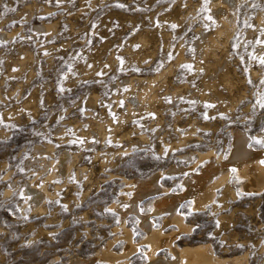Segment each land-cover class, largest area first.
Wrapping results in <instances>:
<instances>
[{
    "label": "rangeland",
    "instance_id": "1",
    "mask_svg": "<svg viewBox=\"0 0 264 264\" xmlns=\"http://www.w3.org/2000/svg\"><path fill=\"white\" fill-rule=\"evenodd\" d=\"M209 4L211 0H0V264H64L70 255L90 257L96 246L120 235L112 229L119 226L120 216L111 204L126 205L119 199L123 177L188 166L197 152L212 150L225 157L231 126L244 131L248 145L264 153V138L258 135L264 128V0H245L230 32L219 29ZM259 14L260 22H255ZM162 29L164 36L168 33L165 38ZM209 32L220 45L211 57L197 59L201 34ZM147 41L155 42V48ZM180 54L183 58L178 59ZM166 66L172 76L166 74L158 102L120 121L123 94L130 90L124 78L152 76ZM49 143L52 150H47ZM63 149L80 153L84 178L77 180L73 171L58 177L61 186L55 196L46 197L45 207L34 212L25 180L40 183L39 174L52 171L45 163ZM208 161L204 158L194 171ZM233 169L205 209L192 210L189 198L181 202L179 211L191 230L175 243H208L217 256L246 254L245 264H264V190L242 191L243 179ZM184 176L164 174L160 181L171 192L181 193ZM48 189L54 192L51 184ZM155 197L143 199L140 209L159 227L166 213H151ZM126 225L139 243L126 264H143L148 248L141 243L144 230L132 212ZM175 228L169 224L163 230ZM123 245L118 238L112 249L121 253ZM157 253L173 258L165 249Z\"/></svg>",
    "mask_w": 264,
    "mask_h": 264
},
{
    "label": "bare ground",
    "instance_id": "2",
    "mask_svg": "<svg viewBox=\"0 0 264 264\" xmlns=\"http://www.w3.org/2000/svg\"><path fill=\"white\" fill-rule=\"evenodd\" d=\"M244 1L245 0H211V4H209V5H210V7L212 9L213 16L220 23V27H221V28H219L220 30L225 31L226 29H229V32H230V28H232V26L235 25V23H236V20L238 18V14H239V10H240V6L242 5V3ZM29 12H31V11H29ZM257 12H258V10H257ZM181 15L179 16L180 18H181ZM185 15H186V13L184 14V17H185ZM168 16H169V13H168ZM158 17H160V16H158ZM149 18H151V17L149 16ZM161 18H160V20H161ZM260 18H261V14L258 15V17L255 20V22H258L260 20ZM171 20H172V18H171ZM173 21H175V18L173 19ZM176 21H177V19H176ZM261 21H263V20H261ZM177 22L180 23V21H177ZM218 27H219V25H218ZM155 29H157V27ZM197 29H198V27H197ZM152 30H154V28ZM152 30H150L148 32L151 33ZM159 31H160V29H159ZM154 32H153V34H154ZM161 32H162L161 34H163V32L165 33V31L163 29H162ZM215 33L216 32H214V34ZM249 33L252 34L250 32V29H249ZM1 34H2V36L3 35L6 36L5 32H2ZM140 34H143V33H140ZM167 34L168 33H166V35ZM209 34H210V32H209ZM209 34H206V33H202L201 34L202 37H203V43L201 45H199L198 50H196V51H198V54H197V57H196L197 59H201L202 57H207V56L208 57H211L212 50L215 47H217V46L220 45L219 42L216 39V36H212L211 34L210 35ZM153 36H152V38H153ZM155 36L157 37V35H155ZM163 36H164V34H163ZM165 36H164V38H165ZM149 37H151V36H149ZM161 37H162V35H161ZM227 40H228V38H227ZM155 42H154V45H152L151 42L149 43L147 41V43H149V44L152 45V49H153V46L155 48ZM220 42H222V40ZM164 43L166 44V42H163V46H164ZM167 44H169L168 41H167ZM156 46H158V45H156ZM262 48H264V47H262ZM144 49H145V47H144ZM149 49L151 50V48H148V50ZM225 49L226 48H224L223 51H225ZM22 50H23V48H22ZM218 50L220 51V49H218ZM151 51L153 52V50H151ZM164 51H165V48H164ZM179 51H181V49H179ZM183 51L184 50L182 49L181 52L184 53ZM140 52H139V54H140ZM152 55H153L152 57H154V54H152ZM221 55L222 54H220V56ZM162 56L163 55H161V57ZM133 57H135L134 54H133ZM136 58H138V57H136ZM181 58H183V55L182 54L179 55V58L178 59H181ZM218 59H219V57H218ZM26 60L28 61V59H26ZM17 61H18V59H17ZM151 61H152V58H151ZM172 61H174V60H172ZM201 61H203V60H201ZM24 64H25V61H24ZM26 64H27V62H26ZM192 64H193V62H192ZM225 64H224L223 67H225ZM172 66H174V65L172 64ZM166 67H168V66H166ZM221 67L222 66L220 65L219 68H221ZM19 68H21V67H19ZM171 69H172V67H171ZM202 69H204V66H203ZM232 69H234V68H232ZM207 70L209 72V69H207ZM20 71L22 72V70H20ZM170 71L171 70L168 67L164 71H161L160 73H156V74H154L152 76L150 75L148 77H143L142 78V77H138V76H134L133 75L131 77L129 76V77L124 78V81L126 83H128V85L130 86V88H129L130 90H128L129 92H127V93L124 92V94H123V97H124L125 102H124L123 108L121 107L122 110H121V108H119L121 110V114H120V119L119 120L121 121L124 118H127L129 115L138 112V110L140 111V108L141 107L148 108L149 107L148 105L155 103L157 101L159 89H161L160 86L165 83L166 74L168 72H170ZM198 71L199 70L197 69L196 72H198ZM212 71H213V69H212ZM233 71L234 70H232V72ZM27 72H28V70H27ZM218 72H219V70H218ZM229 72L231 73V71H228V73ZM234 72H236V71H234ZM18 73H19V71H18ZM170 73H171L170 76H172V72H170ZM28 74H29V72H28ZM223 74H225V71H224ZM202 75H203V73H202ZM217 75H218V73H217ZM202 77H200L201 80L203 79ZM217 78H218V76H217ZM234 78H232V79L234 80ZM225 80L227 81V79H225ZM170 81H171V79H170ZM229 81H230V79H229ZM222 82H218V84H220ZM119 84H122V83H119ZM218 84H217V86H218ZM226 84H229V82L227 81ZM238 84H239V82H238ZM173 85H172V87H173ZM204 85H206L205 82H204ZM214 85L215 84L213 83V86ZM232 85H234V84H232ZM232 85H230V86H232ZM235 85H236V83H235ZM115 86H118V84L117 85L115 84ZM198 86H199V84H198ZM217 86H216V88H217ZM227 87H228V85H227ZM174 88L175 87H173V89ZM206 88H204V89L206 90ZM221 88H223V87H221ZM192 89H190V90L192 91ZM228 89H230V88H228ZM213 91L214 90H212V92ZM216 91H217V89L215 90V93H216ZM160 92L162 93L161 90H160ZM161 93L159 94V96L161 95ZM165 93H167V92L165 91ZM204 93H206V91ZM243 93H244V91H243ZM243 93H242V96H243ZM220 94H221V92H220ZM224 94L225 93H223V95ZM244 94H246V93H244ZM210 95H211V93H210ZM239 95L241 96V94H239ZM174 96H176V95H174ZM160 98H162V96ZM227 98H228V95H227ZM161 100H160V102H161ZM220 101H223V100H220ZM113 103H115V102H113ZM217 103L219 104V102H217ZM236 103L238 104V101ZM114 105H116V103ZM222 105H223V103H222ZM249 107H247V108H249ZM219 108H221V107L219 106ZM227 108L229 109L230 107H227ZM140 113H141V111H140ZM155 114H157V113H155ZM157 117H158V114H157ZM126 121L128 123V120H126ZM129 121H130V119H129ZM96 123H97V119H96ZM151 123H152V121H151ZM96 125H97L96 128L98 127L99 130L102 129V125L101 124L97 123ZM93 126H95V125H93ZM113 126H115V125L113 124ZM110 127H111V125H110ZM116 127L118 128V126H116ZM128 129H130V128H128ZM81 130H83V129H81ZM82 133H84V131L81 132L80 134H82ZM121 134H122V132H121ZM231 135H232V138H231V141H230V148H229V151H228V153H227V155L225 157L222 156V154L224 155V153H222V154L219 155V154H215L212 150L211 151H206V152H203V153L197 152L198 153V157L194 161H192L191 164L188 165V166H180V167H178V166H175V165H170V166H168L167 168H165L163 170H158V171L152 172L149 175H146L144 177H133V178L123 177L122 181L124 182V186L121 189V192L123 194H120L119 199H120L121 202L125 203L126 205L124 204L125 206L124 207H121L122 204L119 201L117 203H114L113 202V204H111V206L113 208H115V210H118V212H119V215L118 216H120V222H119L120 224H119V226H115L114 225V227L112 229L113 230H119L120 235L115 236L113 239L111 238L110 240H108L106 242L105 245H102L101 244V246H96V248L94 250V253L90 257H83V256L78 255V254L70 255L68 257V259L64 262V264H126L127 263V257L129 256V254L135 252L138 249V244H139V243H136V242L133 241V239H132L133 232L126 225V218L129 215V213H131V212H132V214L134 213L137 216V218L139 219V224H140V226L142 227V229L144 230V233H145V238L143 239V241H141V243L145 242L146 244H148V248L145 251L146 262L144 261L145 263H143V264H245L244 263V259L246 257V254L243 257H239V256L221 257V256H217V255L214 254L211 245L208 244V243L207 244H196V245H182V246H178L175 243V240L179 237L180 234L186 233V232H190V230H191V225L185 222L183 214L179 211V206H180L181 202L184 199H188L189 198L191 200L192 210H195V209L196 210L197 209L198 210H203V209H205V207L213 201V199H214V197L216 195L217 188H219L220 186H222L224 183H227V180H228V178L230 177V175L232 173L231 167L234 168L233 170H235L236 175L239 178H242L243 179V181L241 182V186H240V188H241L242 191L248 192V193H260L261 191L264 190V163L261 161V158H264L263 151H257L255 149H253L252 147H250L248 145L249 136L244 131H242L240 128H238L236 126H231ZM258 135L260 137L264 138V128L258 133ZM98 136H99V133H98ZM113 138H116V137L113 136ZM49 145H50V143H49ZM51 145L50 146H47V150H49L50 148L52 150V146ZM128 149L129 148H126L125 150L128 151ZM79 154H77V153L75 154L73 152H70L68 150L63 149L62 151L59 152V154H58V156H57V158L55 160H49V161H47L45 163V166H52V171L51 172H48L47 174H39V177L41 178L40 179V183L38 181H36L34 183L33 181L25 180L26 182H25V185H23V186L26 187V190H25V191H27L26 194H28V193L30 194V202H31V204L33 206V209H34V210L32 209V211L35 212L36 210H42L45 207L44 206V202H45L46 197H48V196H51L52 197V195H54L55 191L61 186V184H60L61 182L59 180H57L58 177H66V176L70 175L71 172L73 171L75 177L77 178V180H81V179L84 178L83 177V173H84V171H85L86 168H85V166H82L81 165V162H79V159H78ZM99 156H98V158H99ZM206 157L209 158V161L206 164H204L201 168H199V171L198 172H195L194 171L195 167L198 166L200 164V162L203 161L204 158H206ZM186 158L187 159L190 158V154L187 155ZM28 162H30V161H28ZM94 162H95V160H94ZM97 164H99V163H97ZM102 166L104 167L105 165H102ZM108 173H111V172H108ZM177 173H185V176L182 179V182L184 184V190L181 193L171 192L170 189H169V187L164 186L161 183V181H160V178L164 174H171V175H173V174H177ZM108 176H109V174H108ZM88 180H89V177L86 179L85 182H87ZM68 182H69V180L63 179V183H68ZM49 184H51L53 186V190L52 191H54V192H51L48 189ZM72 187H73V185H72ZM90 187H91V185L88 188L90 189ZM74 189H76V188H74ZM128 191H132L131 192V196L127 194ZM222 193H225V192H222ZM227 193H228V191H227ZM233 194H234V192H233ZM84 195H85V193H84ZM150 196H156L154 198L155 209L151 213H155V214L166 213V215L163 218L162 225L159 226V227H155L154 226V222H153V220L150 217V215H151L150 213H146V212L145 213H142V211L140 209V202L143 199H145L147 197H150ZM224 196L225 195H223V197ZM46 209H45V212H46ZM46 221H48V220H46ZM50 221H48V222H50ZM169 224H174L176 226V228L173 229V230H171V231H169V232H165L163 230V228L165 226L169 225ZM40 228H42V227H40ZM44 230H46V229H44ZM48 233H47V235H48ZM118 238L120 240H123L124 241V245H123V248H122V252L121 253H117V252H115L112 249V244ZM161 249H165L168 253H171L172 256H173V258L168 259L164 255L158 254L157 252L159 250H161ZM31 264H36V263L33 262Z\"/></svg>",
    "mask_w": 264,
    "mask_h": 264
},
{
    "label": "snow or ice",
    "instance_id": "3",
    "mask_svg": "<svg viewBox=\"0 0 264 264\" xmlns=\"http://www.w3.org/2000/svg\"><path fill=\"white\" fill-rule=\"evenodd\" d=\"M262 63H264V61H262Z\"/></svg>",
    "mask_w": 264,
    "mask_h": 264
}]
</instances>
